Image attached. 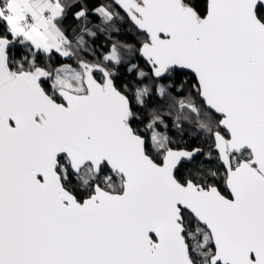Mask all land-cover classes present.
<instances>
[{"label":"snow or ice","instance_id":"obj_1","mask_svg":"<svg viewBox=\"0 0 264 264\" xmlns=\"http://www.w3.org/2000/svg\"><path fill=\"white\" fill-rule=\"evenodd\" d=\"M0 264H264V0H0Z\"/></svg>","mask_w":264,"mask_h":264}]
</instances>
